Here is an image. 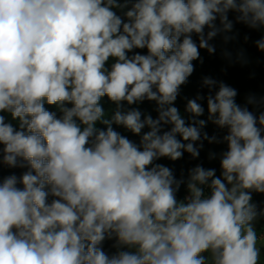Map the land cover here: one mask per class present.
I'll list each match as a JSON object with an SVG mask.
<instances>
[{"label":"clouds","instance_id":"1","mask_svg":"<svg viewBox=\"0 0 264 264\" xmlns=\"http://www.w3.org/2000/svg\"><path fill=\"white\" fill-rule=\"evenodd\" d=\"M253 63L264 0H0V264H264Z\"/></svg>","mask_w":264,"mask_h":264},{"label":"trees","instance_id":"2","mask_svg":"<svg viewBox=\"0 0 264 264\" xmlns=\"http://www.w3.org/2000/svg\"><path fill=\"white\" fill-rule=\"evenodd\" d=\"M248 50L250 56L253 58V61H255V58L258 56V54L255 52V49L248 47ZM220 66L221 62L218 58H206L205 64L202 67L198 66L196 74H194L192 77L191 84L184 89V93L187 95H193L198 88L200 75L209 73L213 75H219ZM252 68H254L257 73L255 80H249L247 78L248 72L252 70ZM222 78L226 79L235 87H238L241 91V94L243 95L244 92L249 90L259 91L261 87L264 86V69H262L261 66L253 63V65H251L249 68H231L229 69L228 75ZM208 131H212L211 126L209 127ZM203 155L204 153H202V157ZM182 165L185 167L187 166L184 161L178 162L176 166L179 169V167ZM256 199L259 200L261 197H256Z\"/></svg>","mask_w":264,"mask_h":264}]
</instances>
